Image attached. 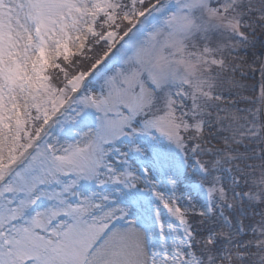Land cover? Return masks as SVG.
Wrapping results in <instances>:
<instances>
[{
  "label": "snow or ice",
  "instance_id": "1",
  "mask_svg": "<svg viewBox=\"0 0 264 264\" xmlns=\"http://www.w3.org/2000/svg\"><path fill=\"white\" fill-rule=\"evenodd\" d=\"M0 264H264V0H0Z\"/></svg>",
  "mask_w": 264,
  "mask_h": 264
}]
</instances>
